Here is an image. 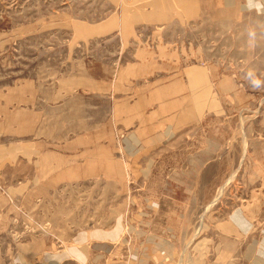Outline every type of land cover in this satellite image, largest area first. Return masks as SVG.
<instances>
[{"label": "rangeland", "instance_id": "374dc122", "mask_svg": "<svg viewBox=\"0 0 264 264\" xmlns=\"http://www.w3.org/2000/svg\"><path fill=\"white\" fill-rule=\"evenodd\" d=\"M247 3L0 0V264H264Z\"/></svg>", "mask_w": 264, "mask_h": 264}, {"label": "clouds", "instance_id": "9594fccd", "mask_svg": "<svg viewBox=\"0 0 264 264\" xmlns=\"http://www.w3.org/2000/svg\"><path fill=\"white\" fill-rule=\"evenodd\" d=\"M249 10H255L258 14L264 13V0H248V3L246 5ZM250 46H254V41L256 38L255 31H249L248 33ZM248 82L251 84L253 88H260L264 82H262L256 75L255 72H249L248 73Z\"/></svg>", "mask_w": 264, "mask_h": 264}, {"label": "crops", "instance_id": "0c3cea01", "mask_svg": "<svg viewBox=\"0 0 264 264\" xmlns=\"http://www.w3.org/2000/svg\"><path fill=\"white\" fill-rule=\"evenodd\" d=\"M46 159V158H45ZM52 159V158H51ZM50 159V160H51ZM37 167V166H36ZM43 168H44V170H41V173L40 174H42V172L43 173H46V174H49V173H51L52 171V165H51V161L49 162V165H46V166H42ZM34 172L36 173V170H34Z\"/></svg>", "mask_w": 264, "mask_h": 264}]
</instances>
